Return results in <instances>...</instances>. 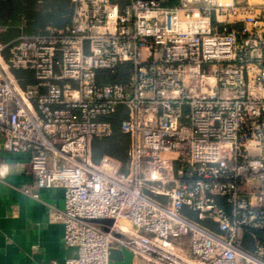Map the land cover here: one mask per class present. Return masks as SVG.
<instances>
[{"label": "built area", "instance_id": "built-area-1", "mask_svg": "<svg viewBox=\"0 0 264 264\" xmlns=\"http://www.w3.org/2000/svg\"><path fill=\"white\" fill-rule=\"evenodd\" d=\"M168 1L72 0L66 27L0 38V180L26 153V193L64 188L65 264H264V1ZM119 113L127 155L95 158Z\"/></svg>", "mask_w": 264, "mask_h": 264}, {"label": "crops", "instance_id": "crops-1", "mask_svg": "<svg viewBox=\"0 0 264 264\" xmlns=\"http://www.w3.org/2000/svg\"><path fill=\"white\" fill-rule=\"evenodd\" d=\"M252 1L259 3L264 0ZM50 28L59 27L48 26V30ZM3 29L0 26V31ZM97 142L96 139L93 144L95 158L104 151L110 152L107 149L98 150ZM3 160L0 264H65L66 259L75 254V249L66 246L64 225L52 219L50 212L52 206L64 208V188H35L39 193L36 198L25 192V188L35 185V176L28 166V155L4 151Z\"/></svg>", "mask_w": 264, "mask_h": 264}, {"label": "trees", "instance_id": "trees-1", "mask_svg": "<svg viewBox=\"0 0 264 264\" xmlns=\"http://www.w3.org/2000/svg\"><path fill=\"white\" fill-rule=\"evenodd\" d=\"M179 0H169L166 4L174 6ZM74 12L72 0H0V38L9 41L14 37L26 34H39L48 31V26L66 27L70 24ZM130 73L129 63L121 64L115 71L100 70V82H125ZM120 113L111 119L115 132L107 138H96L98 150L108 151L125 157L129 138L118 129ZM95 139V140H96ZM94 140V141H95ZM264 237V231H256Z\"/></svg>", "mask_w": 264, "mask_h": 264}, {"label": "water", "instance_id": "water-1", "mask_svg": "<svg viewBox=\"0 0 264 264\" xmlns=\"http://www.w3.org/2000/svg\"><path fill=\"white\" fill-rule=\"evenodd\" d=\"M97 222H105L109 225L113 223V219H95ZM104 229H108V226H103ZM111 264H132L133 253L126 249H111L110 253Z\"/></svg>", "mask_w": 264, "mask_h": 264}]
</instances>
